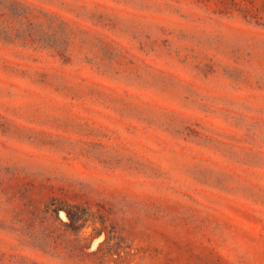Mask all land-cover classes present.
Here are the masks:
<instances>
[{"label": "rangeland", "instance_id": "obj_1", "mask_svg": "<svg viewBox=\"0 0 264 264\" xmlns=\"http://www.w3.org/2000/svg\"><path fill=\"white\" fill-rule=\"evenodd\" d=\"M0 264H264V0H0Z\"/></svg>", "mask_w": 264, "mask_h": 264}]
</instances>
